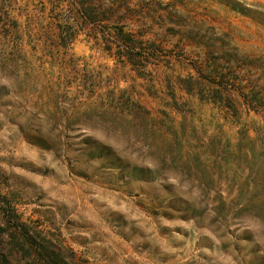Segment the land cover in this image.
I'll use <instances>...</instances> for the list:
<instances>
[{
  "label": "rangeland",
  "instance_id": "rangeland-1",
  "mask_svg": "<svg viewBox=\"0 0 264 264\" xmlns=\"http://www.w3.org/2000/svg\"><path fill=\"white\" fill-rule=\"evenodd\" d=\"M0 264H264V0H0Z\"/></svg>",
  "mask_w": 264,
  "mask_h": 264
}]
</instances>
